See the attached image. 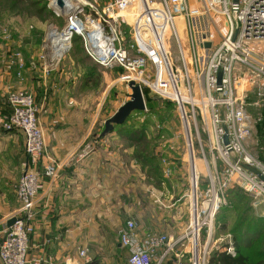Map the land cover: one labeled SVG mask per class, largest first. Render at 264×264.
<instances>
[{
  "label": "built area",
  "instance_id": "built-area-1",
  "mask_svg": "<svg viewBox=\"0 0 264 264\" xmlns=\"http://www.w3.org/2000/svg\"><path fill=\"white\" fill-rule=\"evenodd\" d=\"M61 1H69L74 9L65 14L62 31H50L68 33L67 41L62 44L47 36L52 59H62L70 51L73 37L81 38L87 57L105 70L119 71L118 81L126 88L132 81L141 92L147 88L158 99L173 103L182 128L187 129L184 137L189 148L196 143L202 153L200 170L191 167L192 175L196 173L193 179L190 176L196 209L184 234L174 239L144 232L136 220L126 219L118 233V243L127 253L126 264H206L214 215L228 204L227 191L240 188L255 204L264 197V164L247 148L250 118L237 96L249 91L254 80L264 82V0H200L196 6L188 0H109L101 10L89 0ZM52 5L60 14L65 9L57 0ZM86 8L89 15L82 20ZM176 19L184 21L183 39L174 26ZM205 23L214 28L219 45L212 46ZM206 43L210 46L205 47ZM22 62L15 53L6 69L16 68L20 77L25 67ZM5 106L9 115L0 121L1 128L22 135L27 161L14 190L19 204L13 215L16 220L0 242V264H27L40 164L48 178H56L60 167L54 162L42 165L44 132L33 95L27 90L10 92ZM167 169L166 177L170 174ZM203 172L205 186L198 193ZM201 231L206 237L203 245ZM220 250L235 255L231 240ZM78 255L80 264H92L87 249Z\"/></svg>",
  "mask_w": 264,
  "mask_h": 264
},
{
  "label": "rangeland",
  "instance_id": "rangeland-1",
  "mask_svg": "<svg viewBox=\"0 0 264 264\" xmlns=\"http://www.w3.org/2000/svg\"><path fill=\"white\" fill-rule=\"evenodd\" d=\"M75 3V0H70ZM95 5L98 10H101L104 3L109 0H89ZM158 2V0H154ZM69 2V1H68ZM192 5H200V0H188ZM52 0H0V68H2L10 57L19 53L22 63L25 65L27 75H30L29 81L33 82V86H29L27 90L35 100L38 109V120L43 129V120L48 122L54 118H69L89 116L95 122V127L99 129L94 134V138L99 136L103 130L104 121L110 118L117 109L129 100L131 93L129 88L118 81L119 71L104 70L97 66L89 58L86 57L80 44L72 45L70 51L59 61L52 59V49L47 39L50 31L56 29L62 31L66 25L67 10H63L60 14L56 7H53ZM89 15V10L86 8L81 19ZM97 20V16H92ZM130 23L129 20H127ZM96 22V21H95ZM121 23L124 28L125 24ZM174 26L180 39L185 37V24L182 19H176ZM205 28L212 39V46L219 45L220 38L214 28L205 23ZM46 62V68H44ZM99 67V68H98ZM23 68V69H24ZM102 68V69H101ZM14 69L9 70L11 72ZM14 75V72L11 73ZM0 76H3L0 69ZM28 78V76H27ZM38 82L37 86L34 83ZM3 89V88H2ZM2 89H0L2 91ZM16 91L15 89L8 90L2 95L0 94V121L5 118L7 108L5 100L8 93ZM255 96V93H259ZM241 97L242 103L250 118V137L247 139V148L253 154L257 155L256 140V120L253 116L255 109H260V105L264 104V82L255 81L249 91L237 94ZM243 96V97H242ZM70 100L82 102L81 107L75 104L66 106ZM86 108V109H85ZM168 108V109H167ZM165 107L162 104L149 111L145 108L144 113L133 115L132 120L139 125H146L147 141L152 148L153 154L157 159L162 177L165 175V170H170V174L164 179L157 191H162L160 197L161 204H157L158 200L152 194V197L145 192L141 187L142 183H137V196L142 203V216H147L152 220V225L159 230V234L172 236L174 239L182 236L188 227L190 214L195 210L196 203L194 198L192 201V190L189 185V180L192 176V169L188 171L187 152L188 147L184 135L187 134V129L180 123L178 114L175 111V106ZM44 132V131H43ZM193 132V131H192ZM115 133L112 130L108 134ZM116 134V133H115ZM203 136V133H200ZM45 137V135H44ZM118 141L124 146L125 141L120 137ZM118 142V143H119ZM117 140H109L110 149H114ZM51 145V143H48ZM46 143V146H48ZM192 160H196L200 169L202 153L196 143L192 144ZM206 152V149L204 148ZM205 159L209 162L210 157L205 153ZM138 164L141 166L140 162ZM139 166V167H140ZM141 170V167L140 169ZM143 173V171L141 170ZM191 173V175H190ZM206 174H199V184L203 186L206 179ZM240 189V188H239ZM127 191H122L127 195ZM156 193V192H155ZM155 195L159 196V193ZM188 197H187V196ZM153 199H151V198ZM156 201L157 203H154ZM200 205L201 200L198 201ZM195 203V205H193ZM228 205V204H227ZM223 206L228 213L224 215L218 210L212 222V238L209 243V252L220 250L222 245L231 240L232 235L229 230L235 223L239 210L234 207ZM251 206L254 214L257 217H264V197H261L257 204L251 198ZM220 208V209H221ZM261 212V213H260ZM184 215L186 216L184 218ZM218 215V216H217ZM226 217L227 229L223 230L220 224L224 223ZM205 217V215H204ZM188 220V221H187ZM264 224V223H263ZM156 225V226H155ZM160 225V227L158 226ZM200 244L205 241V232L201 231ZM157 233V232H156ZM229 236V237H228ZM264 248V242H263ZM126 264V260H125Z\"/></svg>",
  "mask_w": 264,
  "mask_h": 264
},
{
  "label": "crops",
  "instance_id": "crops-1",
  "mask_svg": "<svg viewBox=\"0 0 264 264\" xmlns=\"http://www.w3.org/2000/svg\"><path fill=\"white\" fill-rule=\"evenodd\" d=\"M43 64L46 68V62ZM2 66V94L33 86L25 68L17 77L16 68L12 75V71L6 69V62ZM38 84L35 82L34 86ZM75 104L81 107L82 102L70 100L66 106L74 109ZM43 131L42 165L54 162L60 169L56 178H48L43 176L40 164L41 175L33 207L34 233L29 240L27 264H80L78 253L82 249L88 250L92 264H125L127 253L118 243V233L126 219L136 220L144 232H162L152 225L151 219L142 216L137 183L145 181L141 187L149 196L153 194L158 203L153 202L157 204H161L162 191L156 190H161L160 187L139 170L141 166L132 157L133 149L123 146L118 135L102 137L100 133L94 138L99 129L89 116L43 120ZM115 139L117 143L110 149L108 142ZM185 140L188 171H191L190 164L198 171L196 160L190 162L191 148ZM46 143L51 145L46 146ZM23 145L20 133L6 132L0 125V242L8 229L7 221L19 208L14 190L27 161ZM203 189L198 181V193ZM127 190L130 192L124 195L122 191ZM192 214L193 209L190 217Z\"/></svg>",
  "mask_w": 264,
  "mask_h": 264
},
{
  "label": "trees",
  "instance_id": "trees-1",
  "mask_svg": "<svg viewBox=\"0 0 264 264\" xmlns=\"http://www.w3.org/2000/svg\"><path fill=\"white\" fill-rule=\"evenodd\" d=\"M19 1L23 2L26 0ZM76 44H80L84 52L81 38L77 36L72 39V45ZM261 93H255V96L257 97ZM142 94L145 107L149 111L155 107L157 108L159 104H162L166 108L171 105L175 106L171 102L158 99L147 88H142ZM260 107V109L256 108L253 114L256 120L254 139L256 140L257 155L255 156L264 164V104H261ZM135 113L142 114L144 111L132 112L121 125H115L113 131L125 141L126 146L133 149L132 157L137 162H140L141 169L146 177L150 178V181L157 187H160L164 179L159 163L147 141L146 125L136 127V123L132 120ZM8 115L9 109L7 108V114L5 116ZM251 198V195L239 188H232L227 191V207L230 206V208L234 207L236 210H239L237 219L229 230V233L232 235V246L235 255L231 256L225 251L214 250L209 253L206 264H264V217H257L254 214L251 206ZM222 209H219V211L221 212ZM222 213L226 215L228 210L223 209ZM226 217H223L224 223L219 225L223 230L227 229Z\"/></svg>",
  "mask_w": 264,
  "mask_h": 264
},
{
  "label": "water",
  "instance_id": "water-1",
  "mask_svg": "<svg viewBox=\"0 0 264 264\" xmlns=\"http://www.w3.org/2000/svg\"><path fill=\"white\" fill-rule=\"evenodd\" d=\"M233 2L236 3L237 0H233ZM57 3L59 6L63 5L61 0H57ZM204 46L209 47L210 44L206 43ZM221 70L222 69L220 68L217 76L218 83L220 82ZM127 87L131 91V93L129 94V100L126 101L122 106H120L117 111L104 122L103 131L101 133L102 137L108 135L113 130L115 125H121L132 112L145 111L146 107L140 87L132 81L127 84ZM224 144H227L226 138L224 139ZM189 159L190 162H192L191 149H189ZM193 205H195V203ZM15 220L16 219L14 217L10 218L6 223L7 227H11L15 223Z\"/></svg>",
  "mask_w": 264,
  "mask_h": 264
},
{
  "label": "bare ground",
  "instance_id": "bare-ground-1",
  "mask_svg": "<svg viewBox=\"0 0 264 264\" xmlns=\"http://www.w3.org/2000/svg\"><path fill=\"white\" fill-rule=\"evenodd\" d=\"M63 6H64V10H73L74 9V6L72 5V4H70L68 1H64L63 2ZM54 33V32H53ZM53 33L51 32L50 34H49V38L51 37V38H55V39H59V43H64V42H66L67 40V36H68V33H66V34H61V35H56L55 33H54V35H53ZM194 202H195V199H194ZM206 206H207V204L206 203H204L203 205H202V207L203 208H206ZM195 209H196V207H195ZM195 212V210L193 211V213ZM193 215V214H192Z\"/></svg>",
  "mask_w": 264,
  "mask_h": 264
}]
</instances>
